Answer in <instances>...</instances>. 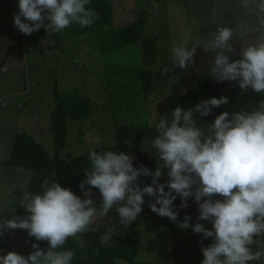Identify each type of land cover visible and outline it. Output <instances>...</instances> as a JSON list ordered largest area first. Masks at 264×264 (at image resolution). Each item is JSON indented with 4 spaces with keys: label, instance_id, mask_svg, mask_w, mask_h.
<instances>
[{
    "label": "rangeland",
    "instance_id": "rangeland-1",
    "mask_svg": "<svg viewBox=\"0 0 264 264\" xmlns=\"http://www.w3.org/2000/svg\"><path fill=\"white\" fill-rule=\"evenodd\" d=\"M258 0H248L244 7L241 0H164L163 6L155 0H115V27L134 21L137 10L147 8V22L141 39L124 50L103 52L95 32L70 34L61 31L54 40H43L33 48L27 42L14 44L10 51V39L16 37L13 17L18 0H0V159L9 156L17 132L26 131L37 137L49 150H53V133L50 129V113L55 108L54 86L61 92H81L94 104L90 118L69 120V152L82 154L90 149L111 146L116 143L118 125H154L164 119L165 108L173 95L178 101L187 98L190 90L207 72L210 82L227 96L239 91L238 82H217L210 73L216 52L206 49L217 28L227 26L234 32L230 41L234 52H225L234 60L241 49L258 42L261 32L260 19L255 7ZM198 43V44H196ZM27 44V49L23 46ZM196 44L194 62L187 69L173 68L172 48ZM5 50V51H4ZM164 69L170 71L165 72ZM205 98L203 100H207ZM201 102V101H200ZM39 112L33 115L34 107ZM193 107H183L187 110ZM256 108L238 109L232 112ZM224 109H212L208 116L194 113L197 126L206 124ZM232 112H229L230 114ZM19 114H21L19 116ZM34 121L37 124L35 129ZM34 129V130H33ZM35 131V132H34ZM133 136L130 149L135 156L133 166L143 165L155 171L158 161L149 141L155 136ZM160 183L168 179L167 169ZM57 181L54 170L45 173L29 171L21 166L0 165V222L16 217L13 202L30 193L33 184L43 187ZM58 182V181H57ZM150 176L140 177V187L151 184ZM167 191V188H165ZM95 207L99 210L102 198L98 190H92ZM217 199L221 197L217 196ZM153 197L145 195L143 211L127 228L119 224L115 209L106 217L98 218L89 230L78 234L79 244L102 243L103 234L127 233L134 237L138 254L134 261L120 260V264H137L141 261H157L162 264H200L202 247L211 244L212 238H204L191 228L181 229L179 221L189 215L190 224L197 223L198 204L188 200V208L179 209L180 197L173 202V210L179 209L178 222L160 217L149 208ZM211 228L209 221H199ZM5 240L0 239V256L9 251L27 255L35 242L28 233L0 228ZM252 251L263 250L264 237H257ZM202 241V243H201ZM110 240L107 242L109 243ZM102 243V244H107ZM264 258L249 264H264Z\"/></svg>",
    "mask_w": 264,
    "mask_h": 264
},
{
    "label": "clouds",
    "instance_id": "clouds-1",
    "mask_svg": "<svg viewBox=\"0 0 264 264\" xmlns=\"http://www.w3.org/2000/svg\"><path fill=\"white\" fill-rule=\"evenodd\" d=\"M241 3L248 6V0ZM88 4L89 0H18L14 25L26 35L41 28L60 32L73 23L90 27L98 14L87 8ZM255 7L259 17L264 13V0H258ZM260 27L264 29V18ZM233 36L232 28L221 26L209 41L206 49L216 52L211 75L217 82H238L242 91L264 93V31L257 43L241 49L236 60L225 54L235 51L230 43ZM196 44L172 48V69L186 70L194 62ZM228 102L227 96L212 97L187 110L176 106L170 120L159 119L155 124L158 135L149 141L158 161L155 171L143 165L134 167L131 153L91 151V167L85 169L86 178L79 184L83 199L55 179L46 184L42 194H24L20 206L26 215L3 220L0 228L26 230L36 241H47L48 248L45 251L33 243L27 256L9 251L0 256V264H71L72 250L57 251L69 237L93 231L95 220L106 217L111 209L118 213L119 224L127 228L143 211L145 195L154 198L155 202H149L151 211L171 222H178L179 209L188 208L190 198L198 204V222L190 224L191 217L186 214L178 226L212 238L211 244L202 247L200 264L261 260L264 250L252 251L250 246L257 237H264V101L250 112H221L204 128L194 119V113L208 116L213 108ZM164 169L168 179L160 183ZM141 176H150L152 183L141 188ZM92 188L102 198L99 210ZM177 197L181 204L174 211ZM199 221H209L212 227ZM110 239L107 233L100 238L102 243Z\"/></svg>",
    "mask_w": 264,
    "mask_h": 264
},
{
    "label": "trees",
    "instance_id": "trees-1",
    "mask_svg": "<svg viewBox=\"0 0 264 264\" xmlns=\"http://www.w3.org/2000/svg\"><path fill=\"white\" fill-rule=\"evenodd\" d=\"M115 0H89L87 8L94 9L98 18L90 27H81L79 24H71L64 29L70 34H84L95 32L98 37L100 48L103 52L112 50H124L130 45L137 43L144 32L147 22V8L137 10V16L132 23L115 27L113 25V11ZM47 23V21L45 22ZM62 30V31H64ZM61 32V31H60ZM60 32L52 29L46 31L41 28L39 31L26 35V41L31 47L36 48L49 36L58 37ZM239 53L234 60L239 59ZM55 108L50 113V129L53 133V150H49L37 137L26 131L17 132L10 154L5 159H0L1 167L21 166L29 171L45 173L54 170L57 181L62 187L69 188L76 195L84 198V193L79 187L80 182L85 179V169H90L91 162L88 155L91 151H123L130 149L129 139L133 136H150L157 134L154 125L129 126L118 125L116 127V143L111 146H103L90 149L82 154L74 155L69 152L68 142L69 120H79L90 118L94 114V104L91 98L81 92H61L57 86L53 90ZM225 95L220 88L210 82V75L207 72L202 76L190 90L187 98L178 101L175 96H171L166 108L164 119H171V112L176 106L194 107L205 98L221 97ZM229 102L221 105L224 111L232 112L244 108H258L261 101H264V93H255L251 89L239 91L235 95L227 96ZM88 187L87 185L85 186ZM45 187L33 184L30 187V194H42ZM92 190H97L92 188ZM22 197L17 198L13 204L16 210V217L23 218L26 215L25 209L20 206ZM18 233H26V230L17 229ZM2 241L5 240L1 236ZM39 247L47 250V241H36ZM72 250L74 252L71 264H120V260L134 261L138 254V246L133 236L127 233H115L111 235L110 242L88 243L80 246L77 237H69L65 244L57 251ZM29 248L28 254L32 252ZM27 254V255H28ZM24 255V256H27ZM137 264H162L157 261H141Z\"/></svg>",
    "mask_w": 264,
    "mask_h": 264
},
{
    "label": "crops",
    "instance_id": "crops-1",
    "mask_svg": "<svg viewBox=\"0 0 264 264\" xmlns=\"http://www.w3.org/2000/svg\"><path fill=\"white\" fill-rule=\"evenodd\" d=\"M163 1L164 0H155V3L156 4H158L159 6H163ZM16 10V13L18 12V7L15 9ZM23 19V18H22ZM25 22H27V21H25ZM51 39H55L54 38V36H49L48 38H46L45 40H47L46 42H48L49 43V40H51ZM10 41V51L12 50V51H14L15 50V46H14V44H16V43H18V44H23V42H25V43H27L26 42V37H25V34H23V33H21L20 31H16V37L12 40V39H10L9 40ZM23 50H26L27 49V44L26 45H24L23 46V48H22ZM5 51V50H4ZM33 112H34V116L35 115H37L38 114V112H39V109H38V105H36L35 107H34V110H33ZM21 114H19V116H20ZM35 124H37V121H36V123H35V121H34V128L35 129H37L36 128V125ZM34 130V129H33ZM35 132V131H34ZM263 250H264V245H263ZM264 258V257H263ZM264 263V262H263Z\"/></svg>",
    "mask_w": 264,
    "mask_h": 264
}]
</instances>
